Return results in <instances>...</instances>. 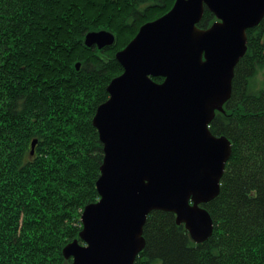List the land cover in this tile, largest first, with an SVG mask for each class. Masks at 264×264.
<instances>
[{"label": "trees", "instance_id": "1", "mask_svg": "<svg viewBox=\"0 0 264 264\" xmlns=\"http://www.w3.org/2000/svg\"><path fill=\"white\" fill-rule=\"evenodd\" d=\"M174 0H0V264H70L80 215L99 200L104 152L93 126L107 85L122 72L115 53ZM216 20L206 8L197 27ZM107 31L114 45L89 49ZM231 96L210 132L231 154L219 194L204 205L211 237L195 244L171 212L147 214L134 264H264V16L246 31ZM161 82L162 77H153Z\"/></svg>", "mask_w": 264, "mask_h": 264}, {"label": "water", "instance_id": "2", "mask_svg": "<svg viewBox=\"0 0 264 264\" xmlns=\"http://www.w3.org/2000/svg\"><path fill=\"white\" fill-rule=\"evenodd\" d=\"M205 8L216 20L200 29ZM263 16L264 0H174L115 53L123 70L92 119L104 152L100 200L80 215L83 243L61 251L70 264H134L147 214L156 210L174 214L195 244L211 237L204 205L220 192L232 146L210 123L231 96L246 31ZM83 44L105 50L115 43L104 30L89 32Z\"/></svg>", "mask_w": 264, "mask_h": 264}, {"label": "rangeland", "instance_id": "3", "mask_svg": "<svg viewBox=\"0 0 264 264\" xmlns=\"http://www.w3.org/2000/svg\"><path fill=\"white\" fill-rule=\"evenodd\" d=\"M138 31V30H137ZM247 33V32H246ZM247 51V50H246ZM259 62H255V66H254V68L256 69V70H258L257 71V73H256V76L254 77V84H255V86L258 88V87H262V86H264V69H261L260 67H259ZM162 81V80H161ZM157 83H161V82H157ZM225 106V105H224ZM223 109H224V107H223ZM224 111V110H223ZM216 113V112H215ZM216 115V114H215Z\"/></svg>", "mask_w": 264, "mask_h": 264}]
</instances>
